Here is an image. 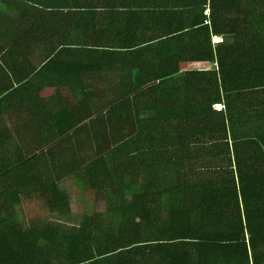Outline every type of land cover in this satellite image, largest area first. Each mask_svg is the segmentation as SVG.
I'll return each instance as SVG.
<instances>
[{
    "label": "trees",
    "instance_id": "1",
    "mask_svg": "<svg viewBox=\"0 0 264 264\" xmlns=\"http://www.w3.org/2000/svg\"><path fill=\"white\" fill-rule=\"evenodd\" d=\"M0 70L77 105L0 162V264H264V0H0ZM70 178L107 211L45 222Z\"/></svg>",
    "mask_w": 264,
    "mask_h": 264
},
{
    "label": "crops",
    "instance_id": "2",
    "mask_svg": "<svg viewBox=\"0 0 264 264\" xmlns=\"http://www.w3.org/2000/svg\"><path fill=\"white\" fill-rule=\"evenodd\" d=\"M220 42L222 39L214 40V43ZM13 81L7 80L0 70V162L14 158L21 152L20 148L25 144L36 143L35 135L34 138L32 135L21 137L24 131L42 130L51 133L52 130L60 129L61 122L58 124L55 116L66 114L61 111V102L65 101L67 97L69 98L68 92L63 90V93L57 94V100L54 102L43 101L38 95L30 93L31 91L19 92L17 84L10 91L4 93V82L12 84ZM58 107L59 111L51 119V109L55 110ZM218 107L222 108V106Z\"/></svg>",
    "mask_w": 264,
    "mask_h": 264
},
{
    "label": "rangeland",
    "instance_id": "3",
    "mask_svg": "<svg viewBox=\"0 0 264 264\" xmlns=\"http://www.w3.org/2000/svg\"><path fill=\"white\" fill-rule=\"evenodd\" d=\"M62 105H64L61 109L62 112H66L68 108L73 109V106H77V105H72L71 103H69L70 106L67 105L66 103ZM217 109H221V107H217ZM58 111H59V107L55 108V110L51 109L50 118L53 119L54 114ZM60 189L63 192L67 193L70 197L72 216L70 218H67L68 220L65 219V221L62 222H58L54 218L45 220V222L55 223L59 225L63 224L65 226L67 225L69 227H73V226H78L80 224L83 215H90V217H92L96 214L105 213L107 211V204L104 201L97 198L95 193H89V194L80 193L72 178L62 182L60 184ZM40 207H42V204L37 202L36 200H34V202L33 201L29 202L25 200L23 205L20 208H18V214L20 215V219L27 225L29 223V221L27 220V216L31 215L34 210Z\"/></svg>",
    "mask_w": 264,
    "mask_h": 264
}]
</instances>
